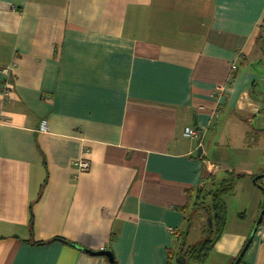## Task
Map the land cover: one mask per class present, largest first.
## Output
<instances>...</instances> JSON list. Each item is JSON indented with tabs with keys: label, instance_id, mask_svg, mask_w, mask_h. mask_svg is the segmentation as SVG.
I'll return each mask as SVG.
<instances>
[{
	"label": "crops",
	"instance_id": "crops-1",
	"mask_svg": "<svg viewBox=\"0 0 264 264\" xmlns=\"http://www.w3.org/2000/svg\"><path fill=\"white\" fill-rule=\"evenodd\" d=\"M263 40L264 0H0V264H179L197 191L250 170L216 143L262 110ZM232 226L180 259L235 264L251 229ZM241 261L264 264V230Z\"/></svg>",
	"mask_w": 264,
	"mask_h": 264
},
{
	"label": "rangeland",
	"instance_id": "rangeland-1",
	"mask_svg": "<svg viewBox=\"0 0 264 264\" xmlns=\"http://www.w3.org/2000/svg\"><path fill=\"white\" fill-rule=\"evenodd\" d=\"M261 45L258 49L261 52L256 55L255 60L246 61L244 66L251 67V72L257 75L253 95L263 103L262 110L256 115L247 116L249 124L244 130L238 123H228L225 118L223 122L231 130L225 133L224 138L218 136L216 143L217 157L227 160L234 168L241 166L250 169L249 172H241L238 177L231 178L234 192L225 197L232 227L247 226L251 229L250 233L255 226L253 213L264 204V175L261 176L264 174V40ZM257 176L260 177L258 183L254 181ZM196 223L188 225L192 228L191 237L194 234L204 236L203 229Z\"/></svg>",
	"mask_w": 264,
	"mask_h": 264
},
{
	"label": "trees",
	"instance_id": "trees-1",
	"mask_svg": "<svg viewBox=\"0 0 264 264\" xmlns=\"http://www.w3.org/2000/svg\"><path fill=\"white\" fill-rule=\"evenodd\" d=\"M238 177L239 174H229L221 180L218 186L208 189L206 186L200 188L197 193V199L193 203V208L188 212V224H192L195 219V214L202 210L205 217L204 224V238L192 246L185 249L186 243H183L181 249L182 255L185 253L191 259H205L210 250L215 246L219 237L222 235L228 222V203L225 197L229 193L234 192L232 177ZM63 239V238H59ZM244 248V247H243ZM242 248V250H243ZM242 252V251H241ZM179 264H185L178 262Z\"/></svg>",
	"mask_w": 264,
	"mask_h": 264
},
{
	"label": "built area",
	"instance_id": "built-area-1",
	"mask_svg": "<svg viewBox=\"0 0 264 264\" xmlns=\"http://www.w3.org/2000/svg\"><path fill=\"white\" fill-rule=\"evenodd\" d=\"M15 66H16V61L12 60V63H10L9 65H7L1 69V72L4 74L3 85L5 87V94H7V95L10 94V92L12 91V89L14 87V84H13L14 73H13V71L15 69ZM234 68H237V65L234 64ZM228 89L229 88L226 85L219 86V91H221L222 93ZM42 130H44V131L50 130L47 121L43 122ZM186 135H188L189 137L190 136H198V132L195 130V128L191 127L187 130ZM75 164H76V167L78 168V171L81 173L87 172V170H90V168L92 166L91 162L85 157H82L79 160L75 161ZM263 207H264V204H263ZM260 225L261 226H260L259 230L260 229L264 230V214H263ZM170 229L172 230V232H175V229H173V228H170Z\"/></svg>",
	"mask_w": 264,
	"mask_h": 264
},
{
	"label": "water",
	"instance_id": "water-1",
	"mask_svg": "<svg viewBox=\"0 0 264 264\" xmlns=\"http://www.w3.org/2000/svg\"><path fill=\"white\" fill-rule=\"evenodd\" d=\"M202 138H203V136H201V137L199 138V140H198V144H199V145H200L201 142H202ZM202 150H203V147L200 146V147H199V153H201ZM263 175H264V174H262L261 176H263ZM254 179H255L254 181H255L256 183H258V180L260 179V177L257 176V177H255ZM263 212H264V207H263V210L261 211V215H260L258 221L255 223V227H254V229L252 230L251 235L249 236V237H250L249 240L246 242V244H245V246H244V248H243L241 254H240L239 257L237 258L235 264H240V263L242 262L241 260H242L243 256H244L245 253L248 251L249 246L253 243V240H254V238H255V235H256V233L258 232V230H259V228H260V226H261L260 223H261V220H262V217H263V214H264ZM94 253H95V254H98V255H102V254H103V255H108V256L111 257L112 260H114V255H112V253H111L109 250L102 249L101 251H96V252H94ZM181 255H182V254H181ZM181 255L179 256L178 261L181 262V263H184L183 260L180 259ZM183 259L185 260V258H183Z\"/></svg>",
	"mask_w": 264,
	"mask_h": 264
}]
</instances>
